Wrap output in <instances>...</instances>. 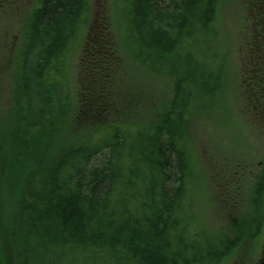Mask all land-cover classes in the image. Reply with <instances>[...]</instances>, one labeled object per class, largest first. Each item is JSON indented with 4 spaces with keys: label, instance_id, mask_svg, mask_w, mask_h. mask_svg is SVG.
Instances as JSON below:
<instances>
[{
    "label": "trees",
    "instance_id": "1",
    "mask_svg": "<svg viewBox=\"0 0 264 264\" xmlns=\"http://www.w3.org/2000/svg\"><path fill=\"white\" fill-rule=\"evenodd\" d=\"M219 3L125 0V43L137 62L170 77L172 95L144 125L107 123L60 150L53 139L72 112V62L91 3L38 0L29 10L31 43L17 86L26 101H15L16 118L0 141L8 151L14 264H74L75 256L76 264H222L239 246V232L200 237L189 200L195 153L188 123L202 105L215 113L209 81L222 80L232 60ZM261 161L251 200L257 231L264 223Z\"/></svg>",
    "mask_w": 264,
    "mask_h": 264
},
{
    "label": "rangeland",
    "instance_id": "2",
    "mask_svg": "<svg viewBox=\"0 0 264 264\" xmlns=\"http://www.w3.org/2000/svg\"><path fill=\"white\" fill-rule=\"evenodd\" d=\"M37 2L0 0V141L16 118L15 101H26L17 86L31 43L29 10ZM90 3L86 36L72 62V112L53 139L57 150L95 136L107 123L144 125L172 95L170 77L137 62L125 43V0ZM219 18L232 60L223 66L222 80L209 81L215 113L202 105L188 123L195 153L190 209L200 237L241 234L222 264H264V223L257 231L251 202L264 157V0H220ZM54 80L60 88V79ZM7 160L8 151L0 148V264H14L15 257Z\"/></svg>",
    "mask_w": 264,
    "mask_h": 264
}]
</instances>
